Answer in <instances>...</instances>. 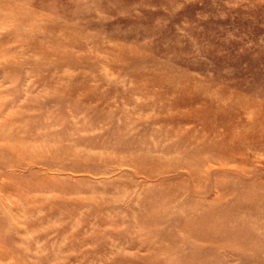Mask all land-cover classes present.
<instances>
[{
    "label": "rangeland",
    "instance_id": "1",
    "mask_svg": "<svg viewBox=\"0 0 264 264\" xmlns=\"http://www.w3.org/2000/svg\"><path fill=\"white\" fill-rule=\"evenodd\" d=\"M0 130V264H264V0H0Z\"/></svg>",
    "mask_w": 264,
    "mask_h": 264
},
{
    "label": "bare ground",
    "instance_id": "2",
    "mask_svg": "<svg viewBox=\"0 0 264 264\" xmlns=\"http://www.w3.org/2000/svg\"><path fill=\"white\" fill-rule=\"evenodd\" d=\"M13 8V7H12ZM15 10V9H12ZM5 16H1V18H4ZM33 30V29H32ZM37 31V30H36ZM36 34V33H35ZM13 115H10L7 117V120L11 119ZM29 129V128H28ZM0 139H5L8 142V147L12 151H17L20 154L27 155V152L29 151L28 145L26 143L20 144L21 139L12 133H6L3 130H0ZM156 219L157 217H153V220L158 222ZM180 225L185 226L186 232L183 234V238L191 241L190 246L192 247V252L188 253L187 257H182L184 260H181L182 262H173V260L168 259L166 264H195L196 262L199 264V247L201 244H204L209 239V227L212 225H215L214 221H210V223L206 222L202 216H192L189 219H186L184 221L183 219L181 222H179ZM210 224V225H209ZM174 235V234H173ZM172 235L170 236V238ZM172 240H169V244H167L168 249H172L175 252L182 253L183 246L181 244H172ZM208 242V241H207ZM149 264V263H148Z\"/></svg>",
    "mask_w": 264,
    "mask_h": 264
}]
</instances>
